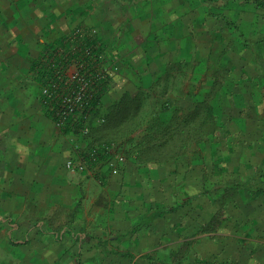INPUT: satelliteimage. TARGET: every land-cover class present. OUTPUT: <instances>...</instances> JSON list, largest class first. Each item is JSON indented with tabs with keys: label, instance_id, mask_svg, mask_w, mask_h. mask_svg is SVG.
Instances as JSON below:
<instances>
[{
	"label": "crops",
	"instance_id": "0c3cea01",
	"mask_svg": "<svg viewBox=\"0 0 264 264\" xmlns=\"http://www.w3.org/2000/svg\"><path fill=\"white\" fill-rule=\"evenodd\" d=\"M31 1L40 13L34 21ZM226 1L0 0V236L10 251L19 245L26 252L23 264H264V193L240 189L264 179V69L254 59L264 56V37L251 40L257 55L247 49L242 69L224 57L236 71L223 103L226 131L208 147L203 137L200 144L176 142L177 125L208 89L201 74L181 66L184 47L222 43L221 29L233 23L222 12ZM52 13L60 17L54 21ZM91 26L119 70L94 110L91 134L76 138L57 129L42 105L37 66L60 35ZM232 76L242 83L231 84ZM231 85L249 95L234 99ZM109 113L118 125L134 115L132 131L115 137L104 130L96 120ZM167 137L176 147L157 146ZM114 138L113 154L124 156L119 172L108 169L106 156L81 171L65 166L70 158L80 162L77 145L84 151L93 140Z\"/></svg>",
	"mask_w": 264,
	"mask_h": 264
},
{
	"label": "built area",
	"instance_id": "2783aa9c",
	"mask_svg": "<svg viewBox=\"0 0 264 264\" xmlns=\"http://www.w3.org/2000/svg\"><path fill=\"white\" fill-rule=\"evenodd\" d=\"M118 70L117 61L96 27H73L64 35L61 45L47 47L37 66L41 77L39 92L41 103L56 128H66L76 138L88 136L95 107L101 103L109 77ZM76 148L80 162L75 165L70 158L65 166L81 171L100 162L101 154L114 152L115 145L102 143L84 151L80 145ZM104 162L109 170L117 173L124 156L114 153Z\"/></svg>",
	"mask_w": 264,
	"mask_h": 264
},
{
	"label": "rangeland",
	"instance_id": "374dc122",
	"mask_svg": "<svg viewBox=\"0 0 264 264\" xmlns=\"http://www.w3.org/2000/svg\"><path fill=\"white\" fill-rule=\"evenodd\" d=\"M259 1H263V0H259ZM228 2L229 1L227 0L226 5H224L222 7V12L226 13V15L229 16V19H232L233 23L231 24V26H228L225 29L224 28L221 29L222 31L219 34V36L221 37V39L223 38V41H220L222 43L219 44L218 42L214 43L212 41L213 43L211 45L209 43L208 44L206 43V45H204V46L199 45V49L197 48L195 43H193V44L189 43L188 45H186L184 47V49L186 50V54L184 52V56H183V60H182V64H181V66L184 67L185 69H187L190 73L193 74V72H196L197 74L202 75V79H203L202 81H203L205 89L209 88L207 86L210 85V83L206 84V81L208 79L213 81V86L215 87L213 89V91L217 92L221 89L220 90L222 93L221 96H223V98L221 100L216 101V102H220V103H218V105H220V106L215 111L218 113V116L213 118V120L218 122L219 129L216 131H222V132L226 131V130H224V128L222 126V125H224L222 123L223 122L222 120H225L224 116L227 114V111L229 109L228 106H224L223 103L226 102V104H227V102L229 101L228 99H230V97H232V96H230L229 92L226 90V89H228V86L230 85L228 83V78L224 77V79H225L224 84H223L222 88H220L221 84L216 83L217 79L215 77L227 75V74H230L232 72L236 73L234 68H233V70H229L230 68H226V69H228V71H226V69H224V67L226 65V62H224V57L228 54L230 56H233L235 59H237L236 63L238 65H240L242 63V65L238 66L237 69L240 70L245 66L244 61L243 62H241V61H242V59H244V55L246 54V51H248L247 50L248 48H246L245 50L244 49L242 50L243 38L239 34L240 32H243L244 35L246 34L247 36H249V38H248L249 41H251L252 39L258 40L260 37H264V9L263 10L262 9L257 10L256 6H255V3H256L255 0H253V2L250 4H247V3L243 4L242 0H236L235 5L232 2L231 3H228ZM29 4L31 5L30 8L32 10L29 9L28 12H30V13H28V14H30V18L33 20V19H35V16L40 15V13L37 11V9H36L37 7L33 8L34 5L32 4V1ZM60 4H61V2H60ZM21 5H22V1L18 2V4H17L18 8H22ZM49 7L51 8L52 4ZM79 9L84 10V7H79L77 9V12L80 11ZM31 15H32V17H31ZM57 15L59 18L60 14H57V13H52V14H50V17L49 16L48 17L55 21V19H57ZM69 16L74 17L73 19H75L73 12L70 13ZM0 18H1V21L5 22L6 18H5L3 13H0ZM14 18L17 20L20 19V12L19 11L14 14ZM38 21H39V19H38ZM201 34H202V38H200L201 39L200 41L203 40V37L206 33L203 35V32H202ZM61 36L62 35H60V37ZM245 39H247V38H245ZM204 40H205V38H204ZM258 43H261V44H259V49L261 50L262 55H264V43L263 42H258ZM55 44L50 45V47L55 45ZM222 44H225V46H228L229 50L226 47L223 48ZM210 49H212V50H210ZM24 50L25 49L23 47H20V53L23 52ZM210 51H212V54L208 55ZM203 58H205L206 60L203 61L202 60ZM254 59H255V61H257L260 64L262 69H264V56L261 59L256 58V57H254ZM249 62L250 61L248 59V63ZM229 63H231V62H229ZM178 64L179 63H175V65H178ZM233 65L235 67V62H232L230 66H233ZM174 67H177V66H174ZM219 71H221V72H219ZM191 80L192 81H191L190 85L193 88L196 85L195 80H197V78H192ZM234 83L241 84L242 80H240V77L234 76L231 84L235 85ZM233 85H231L232 86L231 91L233 92L234 90H236V92H234L233 98L236 100L238 98L245 100L246 96L249 95L247 93L248 91L240 90L239 87L234 88L235 86H233ZM199 94H200V96H199L200 98H204V92H200ZM254 95L257 97V95L260 96V93L256 92ZM254 99H256V98L254 97ZM255 101H256V103L260 102V101L257 102V100H255ZM259 106H260L259 109L257 108V106H256V108L260 111V112H258V114H261L260 116H262V117H259L260 120L262 121L261 130H260V131H262V129H264V111H263V109L260 110L262 105L259 104ZM247 109L251 110V108H247ZM190 118H191V116H190ZM227 119L232 121L233 117L227 118ZM220 122H221V124H220ZM227 125H229V124L225 123L224 126H227ZM245 125H248V124H245ZM235 127L237 129L241 130L240 128L241 127L244 128V124L241 123L238 126L235 125ZM252 128H253V126H252ZM260 131H256V133H259ZM229 141H230V139L227 138V142H229ZM209 145H210V143H209ZM226 146H227V144L225 142H221V145H220L221 148L224 147L226 149L227 148ZM208 174L210 175V173L207 172L206 177H208ZM225 175H227V173H225ZM206 179H208V178H206ZM224 179L228 180V176L225 177ZM222 184L226 185V187H224V188H222V187L219 188L220 191H222L224 193L223 196L229 195V192H230V189H229L230 187L228 186L229 182L222 183ZM249 188L250 187H248V186L240 187V189H242L248 193L252 192V190L253 191L256 190V188H253L251 190ZM6 240H7V238L5 236L4 237L0 236V264H23L24 263L23 258L25 257L26 252L24 250H22V248L19 245L14 246V250L10 251L9 246H6V245H8V242Z\"/></svg>",
	"mask_w": 264,
	"mask_h": 264
},
{
	"label": "trees",
	"instance_id": "16d2710c",
	"mask_svg": "<svg viewBox=\"0 0 264 264\" xmlns=\"http://www.w3.org/2000/svg\"><path fill=\"white\" fill-rule=\"evenodd\" d=\"M255 1L257 3V6L262 8V10H263L264 4L261 3V1H259V0H255ZM262 2H264V0ZM64 35H62L60 38H58L56 44L51 46V47L61 45ZM240 35L242 38L245 39L243 33H240ZM251 43H252V41L250 42L249 40L245 39V48H248V49L254 51V53L257 55V51H256L254 45ZM210 50H212V49H210ZM211 54H212V51H210L208 55H211ZM230 65H231V63L226 62L224 69L230 68L229 70H232L233 66H230ZM226 71H228V69H226ZM219 72H221V71H219ZM114 75L115 74H113L112 77H109L108 80L110 82L107 84L105 90H107L108 86H110ZM228 75L229 74L223 75L220 77L219 76L215 77L217 79V80L215 79L217 81L216 83L221 84L220 88H222V86L224 84V81H225L224 77L228 78ZM39 78L41 79L40 74H39ZM209 83H210V85H208L209 88L207 90L203 91L204 92V98H199V102L196 103V105L192 109V111L190 110V113L188 114V116H185L186 118L183 121L184 124H182V125L178 124L176 129H175V132H177V128L179 130V133L176 135L178 138V140L176 142H178V141L182 142V146H186V144L192 145L193 143L195 144L197 142L200 144L202 141L201 137H203V142L205 144V147H208V146H210L209 143L212 142L213 135H215L216 132H218V131H216L219 129L218 122L213 120V118L217 117L214 112L219 107L218 103H220V102H216V101L221 100L223 98V96H221V94H222L220 91L221 89L217 92L213 91V89L215 88L213 86V81L208 79L206 81V84H209ZM104 92L102 95H104ZM199 96H200V94H199ZM99 105H97V107H99ZM97 107H95V109ZM190 116H191V118H190ZM124 117H125L123 120L124 124L119 123V125H118L115 116H112L109 113L105 117H103V116L99 117L102 119V121H99V123H100L99 125H102L103 126L102 128L104 130H108L109 133H113V135L115 137H117V135L121 136L124 134H128L133 129L132 126L134 125L135 117H134V115L129 116V117L124 116ZM196 120L199 121L198 124H196V122H195ZM181 128H182V131H181ZM91 130H92V126H91ZM148 131H149V129H148ZM90 134H91V132H90ZM186 134H187V136H186ZM197 134L199 135L198 140L196 139ZM125 137H127V135ZM115 140H117V139L116 138L109 139L108 141L106 140L105 142H100V141L98 142L96 140H93L91 146L101 145L102 143H104V144L113 143L116 146ZM171 140L172 139L168 138V137L163 138V141L157 146L162 147V149H165L166 147H174V146L176 147V144H174V142H171ZM114 150H116V148ZM112 154H113V152L108 153L107 155L101 154L100 158H102L103 156L110 157V156H112ZM155 158H156V160H162V159L169 158V156H167V157L159 156V157H155ZM253 188H256V190L255 191L252 190V194L264 193V179H262L260 183H257L255 185L250 186L249 189L251 190Z\"/></svg>",
	"mask_w": 264,
	"mask_h": 264
}]
</instances>
